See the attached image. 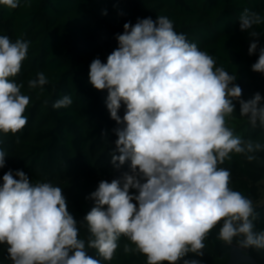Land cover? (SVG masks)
Here are the masks:
<instances>
[{
    "label": "clouds",
    "instance_id": "clouds-1",
    "mask_svg": "<svg viewBox=\"0 0 264 264\" xmlns=\"http://www.w3.org/2000/svg\"><path fill=\"white\" fill-rule=\"evenodd\" d=\"M0 5L16 9L20 0H0ZM239 21L245 31L264 24V16L245 8ZM123 28L107 62H91L88 79L96 90H107L106 107L119 126L113 129L118 138L111 163L119 169L130 161V172L111 182L101 180L86 197L94 201L79 221L87 225V242L79 238L78 222L60 187L30 182L23 170L4 173L0 244L7 245L12 264H101L88 249L111 261L121 236L135 245L125 244L124 252L143 254L146 264H177L188 253L203 256L204 241L218 224L217 239L223 243L236 240L240 248L264 249V231H254L258 213L252 200L230 187L231 170L220 166L232 154L251 162L257 159L254 153L264 151L261 143L235 135L227 122L236 100L240 116L264 129V97L256 92L242 99L236 75L217 67L214 57L178 33L167 16L138 19ZM28 49V41L0 35L3 134L16 135L28 123L30 96L22 94L23 83L12 79L21 72ZM257 49L258 40L250 43L248 54ZM251 69L264 74V47ZM48 83L39 72L28 87L43 91ZM71 104L65 95L52 108ZM122 105L123 118L118 114ZM5 157L0 149V169ZM130 189L138 194H130ZM183 264L200 261L184 259Z\"/></svg>",
    "mask_w": 264,
    "mask_h": 264
},
{
    "label": "trees",
    "instance_id": "trees-1",
    "mask_svg": "<svg viewBox=\"0 0 264 264\" xmlns=\"http://www.w3.org/2000/svg\"><path fill=\"white\" fill-rule=\"evenodd\" d=\"M245 8L264 16V0H20L16 9L0 5V35L13 42L18 38L29 42L21 72L12 79L23 83L22 94L30 96L26 127L16 135L0 132V149L6 154L0 186L4 173L11 169L13 173L23 170L30 182H51L60 187L69 212L78 222L79 238L87 242V225L79 221L94 201L86 197L101 180L111 182L130 172V161L119 169L111 163L118 138L113 129L119 126L107 110V90L98 91L89 83L91 62L95 58L107 62V56L118 47L115 37L124 32L125 23L134 25L138 19L151 17L155 21L158 16H167L178 33L214 57L217 67L236 75L242 99L247 101L256 92L264 97V74L251 69L259 48L264 47V24L241 31L239 17ZM105 10L106 15L102 14ZM252 31L260 35L251 37ZM256 40L257 52L249 55V45ZM39 72L49 83L43 91L29 89L28 81L36 79ZM65 95L71 97L72 104L53 109L52 103ZM233 103L235 111L228 119L236 123L234 134L264 145V129L252 127L247 117L240 116L239 102ZM124 111L122 105L121 118ZM254 155L257 159L249 162L242 154H232V159L220 166L231 170L230 187L252 200L258 213L254 231H264V151ZM219 228L218 224L204 241L203 256L188 253L177 264H183L184 259L228 264L231 245L217 239ZM118 243L111 261H104L95 249H88V255L101 259V264H146L143 254L124 252L125 244L135 248L124 236ZM243 250L264 264V249ZM0 264H12L7 245L0 244Z\"/></svg>",
    "mask_w": 264,
    "mask_h": 264
},
{
    "label": "water",
    "instance_id": "water-1",
    "mask_svg": "<svg viewBox=\"0 0 264 264\" xmlns=\"http://www.w3.org/2000/svg\"><path fill=\"white\" fill-rule=\"evenodd\" d=\"M243 249L244 248H240L236 244H232L230 248V260L228 264H258L256 259Z\"/></svg>",
    "mask_w": 264,
    "mask_h": 264
},
{
    "label": "rangeland",
    "instance_id": "rangeland-1",
    "mask_svg": "<svg viewBox=\"0 0 264 264\" xmlns=\"http://www.w3.org/2000/svg\"><path fill=\"white\" fill-rule=\"evenodd\" d=\"M228 126L230 127V128H234L235 127V125H236V123L233 121V120H229L228 119ZM130 194H138V192H137V190H135V189H130ZM263 195H264V182H263ZM262 201H264V196L262 197Z\"/></svg>",
    "mask_w": 264,
    "mask_h": 264
}]
</instances>
